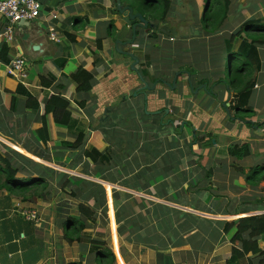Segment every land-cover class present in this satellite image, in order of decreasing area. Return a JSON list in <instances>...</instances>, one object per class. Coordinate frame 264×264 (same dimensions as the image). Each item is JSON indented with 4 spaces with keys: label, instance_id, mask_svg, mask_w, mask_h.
<instances>
[{
    "label": "crops",
    "instance_id": "crops-1",
    "mask_svg": "<svg viewBox=\"0 0 264 264\" xmlns=\"http://www.w3.org/2000/svg\"><path fill=\"white\" fill-rule=\"evenodd\" d=\"M37 1L39 17L14 24L12 42L0 43L9 61L21 56L27 63V78L21 82L0 60V116L18 125L10 134L0 130V153L20 155L28 162L20 157L16 162L21 177H38L47 187L31 201L0 191V264H228L232 245L223 234L224 222L264 213L253 205L228 204L245 192L234 181L245 185L246 176L264 163V45L257 47L259 64L249 90L240 96L217 86L214 98L193 93L188 76L180 78L191 70L173 68L171 47L182 48V38L153 39L148 26L144 32L138 29L128 45L131 30L126 18L114 14L116 0ZM170 2L166 18L181 4ZM229 25L224 22L222 29ZM2 26L0 21V30ZM51 32L56 40L49 39ZM159 41L172 45L164 51ZM128 54L138 59L144 83L130 70ZM64 60L74 66L68 73L61 67ZM77 67L92 75L86 92L75 90L72 72ZM42 76L44 81L53 78L50 86H43ZM216 79H210V89ZM19 83L37 100L36 112L25 108V93L16 95L12 111L7 109L5 90L14 92ZM51 95L69 103L70 128L44 115ZM42 118L46 144L38 134ZM207 129L210 133L199 137L202 160L194 161V133ZM79 132L85 140L73 148ZM244 143L250 154L242 161L233 158L234 165L218 159L223 154L228 158L230 145ZM93 149L100 155L86 157L85 151ZM209 150L216 153L215 161H209ZM244 161L250 164L244 167ZM248 189L255 197L264 195L255 186ZM80 205L94 215L80 212ZM18 208L35 210L38 221H26ZM258 245L264 250V235ZM102 251L112 258L98 256ZM252 263L263 264L260 257Z\"/></svg>",
    "mask_w": 264,
    "mask_h": 264
},
{
    "label": "trees",
    "instance_id": "trees-1",
    "mask_svg": "<svg viewBox=\"0 0 264 264\" xmlns=\"http://www.w3.org/2000/svg\"><path fill=\"white\" fill-rule=\"evenodd\" d=\"M139 1L142 4L149 6L156 16L151 15V11L150 9L148 11L147 6L141 7L140 5L138 8L137 6H134L136 11L140 12L142 15H144L146 12H149L150 15L145 17L147 20H157L159 22H164L170 6L169 0ZM135 2L137 3L136 0ZM230 2V0H202V8H204L205 11H203L201 14L200 21L203 24V29L206 32L215 33L219 30L220 26H222V24L228 20L230 14ZM69 38H71V35ZM237 39H240V43L236 50L234 47L231 50L228 45V51L225 55V60L227 59L228 63L226 64V68L222 65V78H217L212 83L214 85L211 84V89L209 90L208 94L214 98L216 97V87L218 85L223 87L225 91L232 90L238 93L240 96L244 92H247L253 85V73L255 67H257L259 64L257 47L259 45H264V21L251 20L246 22L238 32L233 34L228 40H225V42L226 44H232ZM2 46L0 60L8 63L9 59L7 58V50L5 49L6 47L5 45ZM61 67L64 68V72L68 73L69 71L67 70H72L74 66L67 60H64L61 61ZM226 70H228V75H226ZM75 71L74 74L72 72V75H77V87L75 89L76 92H86L90 88V80L92 79L90 71L80 67L75 68ZM44 80L45 77L42 76L41 83L46 87L50 86L51 82H53V78L50 76L48 81ZM205 82L207 81H202V83ZM5 93L7 94L5 103L7 105L9 103L7 108L9 111L14 109L16 95H21L23 93H25V108L27 110L36 112L39 108L37 100L29 93L25 92L22 83L18 84L14 92L5 90ZM248 111L249 109H237L236 113H246ZM46 114L52 115V119L55 124L68 128L73 125L69 103L61 97L51 95L47 99L44 105V115ZM249 124L250 123H246L248 126ZM38 134L40 135L42 142L46 144L48 137L44 118H42V125L38 130ZM84 140L85 138L83 133L79 132L75 142L71 146L73 148H78L83 144ZM201 140L202 138L199 137L193 138V142L195 141L196 143H200ZM227 152L229 157L238 160L248 157L250 154L249 147L245 143L242 145H230ZM84 154L90 159L94 157V154L97 156L100 155L94 149L91 152L85 151ZM19 157L20 155L16 153H9V151L6 154L0 153V191L4 190L10 194L19 195L23 200L31 201L36 197L42 196L47 185L44 180L38 177H21L22 174L16 167V162L19 161ZM20 161L22 163H28L22 158ZM262 183H264V163L257 165L251 171V173L246 176L245 185H241L237 181H234V184L239 187H246L248 185L255 186L259 189L263 188L261 185ZM253 206H255L257 210H264V200L258 201L257 203L253 204ZM79 210L80 212L86 213L88 217H92L94 215L91 209L84 205H80ZM71 233L72 232H70V234ZM223 234L232 245L230 254L231 256L228 264H253L252 259L255 257H260L262 259V263L264 264V250L259 248L258 245V238L264 235V214L243 216L226 221L224 222ZM69 240L71 241L72 239ZM98 256L112 258L111 253L105 251L98 253Z\"/></svg>",
    "mask_w": 264,
    "mask_h": 264
},
{
    "label": "rangeland",
    "instance_id": "rangeland-1",
    "mask_svg": "<svg viewBox=\"0 0 264 264\" xmlns=\"http://www.w3.org/2000/svg\"><path fill=\"white\" fill-rule=\"evenodd\" d=\"M174 1L180 2L181 4L176 5V10L171 11V15L168 16L164 20V23H159V21L157 20H151L152 23L154 22V27L149 28V30H147L146 33H150L153 36L155 35L153 39L156 38V40H160V41H167V40L172 41V40H179L180 38H182L180 39V42L178 43V44L182 43V48L181 47L178 48L177 44H175L173 47L170 46L174 55L176 56V59L173 63V68L176 71H186L185 69L191 70L190 74L188 75L181 74L180 78H184L183 80H186L185 77L188 76V78L191 81V85L193 86L194 84L193 93L198 91L202 95L204 93L208 94L210 90V84H209L210 79H212V77L222 78V68L223 67L226 68L227 66L226 64L228 63V60L227 59L225 60V55L228 51V45L232 50L233 47L234 49L236 48V45L240 41V39H237L232 44H229V43L226 44L225 40H228L233 34L238 32L239 29H241L244 26V24L248 21H251V20L264 21V0H258L257 4L253 3L251 0H230L231 2L229 5V10H230L229 16H231V18L230 19L228 18L229 20L225 21V24L226 22H229L230 24L229 28L227 30L226 29L224 30L222 29L223 27L220 26L219 30L216 31L215 33H209L203 29V24L200 21L201 14L203 13V11H205L204 8H202V4H200L202 3V0L200 1L174 0ZM148 11H149V8H148ZM175 13H177L176 17H175ZM162 25H166L168 27H171V26L174 27L176 31L175 32L176 36L170 35L169 32L168 33L165 32L162 28L158 29V26H162ZM128 28L130 29V27ZM138 29H142L143 32L145 30L144 28H138ZM138 29H136V32ZM153 32H155V34ZM160 41H159L160 47H162L164 51L168 49L169 45H172L169 42L161 43ZM167 52L168 54H164L163 58L170 55L169 53L171 52V50ZM175 52H178V53L175 54ZM181 56L184 57L183 61H180V59L182 58ZM226 75H228V70H226ZM193 79H195L196 81H194ZM202 81H207V82L202 83ZM3 116H0L1 118L0 119V130L5 131L9 134L11 132L17 131L18 125H16V122L12 121L11 118L7 120ZM207 133H210L208 129L207 131H204L203 133H199L198 131H196L194 133V137L198 138L201 135L207 134ZM193 145H195V147ZM190 146L191 148L193 147V152H194L191 159H193L194 161L200 162L203 157L202 154L199 152L200 143L198 144L195 141L194 142L192 141ZM215 154L216 153H213V150H209V155L207 157L210 162L216 160ZM217 157L219 160L228 159L230 163H233L235 165V159L229 156H227L228 158H226L225 154L217 155ZM251 161L252 160H250V162ZM249 164L244 161V167L245 165H249ZM201 172L204 173L203 171ZM242 177L244 178V175H242ZM204 182H207V181H204ZM261 185L263 186V188L262 189L257 188V190L258 191L260 190L261 192L264 193V183H262ZM250 187L251 186L247 185L244 189L245 192L244 191L241 192V194L238 195L237 197L234 196L232 198V196L231 197L226 196L227 197L226 199L232 198L231 201H229L228 203L229 206L234 207V208H238V207L243 208L245 206L253 205L257 203L258 201L264 200L263 194L255 197L253 196L255 194H253L252 192H248L249 190L248 188ZM218 204H219V199L216 202V205ZM19 210L20 208L17 209V211ZM17 214L20 215L19 213Z\"/></svg>",
    "mask_w": 264,
    "mask_h": 264
},
{
    "label": "built area",
    "instance_id": "built-area-1",
    "mask_svg": "<svg viewBox=\"0 0 264 264\" xmlns=\"http://www.w3.org/2000/svg\"><path fill=\"white\" fill-rule=\"evenodd\" d=\"M42 11V6L37 0H0V43L9 44L14 36L13 25L18 22H31L37 19ZM50 40H56L54 33H49ZM7 71L21 82L27 78L26 60L17 56L7 63ZM26 221L37 222L36 211L20 208L17 211Z\"/></svg>",
    "mask_w": 264,
    "mask_h": 264
},
{
    "label": "water",
    "instance_id": "water-1",
    "mask_svg": "<svg viewBox=\"0 0 264 264\" xmlns=\"http://www.w3.org/2000/svg\"><path fill=\"white\" fill-rule=\"evenodd\" d=\"M120 0H116L115 3V12L114 14H118L121 15L122 17L126 18L128 25L130 27L131 30V39L127 42L128 45H132L135 35H136V29L138 28H144L146 29L148 26L149 28H153L154 24H149V21L143 17V15L140 12H135L134 10V6H138V3H130L129 5H122L120 3ZM139 7V6H138ZM231 18V16H229V19ZM228 19V20H229ZM162 28L165 32H169L170 35L176 36V31L174 27H168L166 25H162V26H158V29ZM116 45H119L120 42L118 40L115 41ZM117 48V46H116ZM123 53V52H121ZM128 56L130 57V59L132 60L131 64H130V70L134 71L135 73H137L139 79L144 83V80L142 78V76L138 73L136 66L138 64V59L132 55V54H128ZM175 83V77L173 80V86ZM144 87L147 88V85L144 84ZM256 130H258V128H256ZM214 143V141H212Z\"/></svg>",
    "mask_w": 264,
    "mask_h": 264
},
{
    "label": "flooded vegetation",
    "instance_id": "flooded-vegetation-1",
    "mask_svg": "<svg viewBox=\"0 0 264 264\" xmlns=\"http://www.w3.org/2000/svg\"><path fill=\"white\" fill-rule=\"evenodd\" d=\"M148 29V28H147Z\"/></svg>",
    "mask_w": 264,
    "mask_h": 264
}]
</instances>
